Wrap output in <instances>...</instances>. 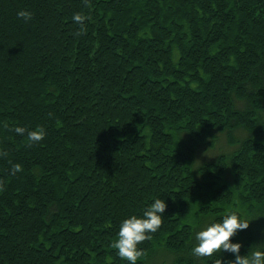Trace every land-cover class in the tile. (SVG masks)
<instances>
[{
	"label": "trees",
	"instance_id": "16d2710c",
	"mask_svg": "<svg viewBox=\"0 0 264 264\" xmlns=\"http://www.w3.org/2000/svg\"><path fill=\"white\" fill-rule=\"evenodd\" d=\"M157 195L136 264L231 256L191 252L229 208L264 241V0H0V264H130Z\"/></svg>",
	"mask_w": 264,
	"mask_h": 264
},
{
	"label": "clouds",
	"instance_id": "9594fccd",
	"mask_svg": "<svg viewBox=\"0 0 264 264\" xmlns=\"http://www.w3.org/2000/svg\"><path fill=\"white\" fill-rule=\"evenodd\" d=\"M18 15L28 18L31 14L22 9ZM74 19L80 21L82 17L75 14ZM15 131L21 134L27 132L29 142L40 141L46 134V130L40 125L32 129L17 125ZM20 167L19 163L14 164L13 173ZM166 208V198L157 195L140 213L125 216L120 222L117 238L113 241L117 254L130 264H136L141 254L139 242L149 238L160 228ZM249 223L250 220L236 208H229L220 219L198 222L191 252L198 257L212 256L216 252L232 254L227 257L220 255L215 264H264V241L250 244L247 251L241 253L242 241L232 239L239 230L247 228Z\"/></svg>",
	"mask_w": 264,
	"mask_h": 264
}]
</instances>
